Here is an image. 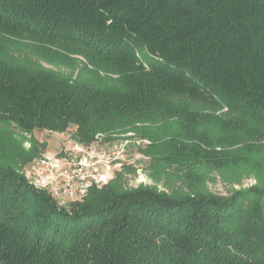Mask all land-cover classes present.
<instances>
[{
    "label": "trees",
    "instance_id": "obj_1",
    "mask_svg": "<svg viewBox=\"0 0 264 264\" xmlns=\"http://www.w3.org/2000/svg\"><path fill=\"white\" fill-rule=\"evenodd\" d=\"M150 126L161 164L255 184L63 207L19 174L20 134ZM0 264H264V0H0Z\"/></svg>",
    "mask_w": 264,
    "mask_h": 264
},
{
    "label": "built area",
    "instance_id": "obj_2",
    "mask_svg": "<svg viewBox=\"0 0 264 264\" xmlns=\"http://www.w3.org/2000/svg\"><path fill=\"white\" fill-rule=\"evenodd\" d=\"M62 142L58 151L28 164L24 172L28 183L46 192L59 206L81 202L91 188H102L114 179L135 154L150 145L147 138L132 132L126 134L98 133L86 145L60 133Z\"/></svg>",
    "mask_w": 264,
    "mask_h": 264
},
{
    "label": "rangeland",
    "instance_id": "obj_3",
    "mask_svg": "<svg viewBox=\"0 0 264 264\" xmlns=\"http://www.w3.org/2000/svg\"><path fill=\"white\" fill-rule=\"evenodd\" d=\"M139 130L143 131L144 129L143 127H140ZM170 130L171 129H169L167 126L146 127V132H149L153 139L150 140L149 138H147L150 141V145L146 146L140 151V154L143 158L136 159L135 154H133L131 157L129 156V159H132V162L130 164H125L120 172L116 173L114 179L110 182L116 184L117 186H120V188L124 190H134L140 187H146L155 188L159 192L164 191V193H179L182 191L186 192L188 191V189L196 188L199 191H208L213 195L219 196H227L234 190L246 188L250 185L255 184L250 171L247 169L234 168V170L229 169L223 172H207L204 170L200 171V169L193 170L192 168L186 169L180 167H172L168 164H161L157 160V158H155V156H153L152 154L146 155L143 152V150L146 151V149L151 146L153 142L155 143V145H157L158 141L165 140ZM126 133L128 132H124L121 134ZM136 134L137 133H135V135ZM69 135L73 140L82 145H86L89 143L79 142L78 140L74 139L71 134ZM137 136L138 138L141 137L138 134L136 135V137ZM61 137L62 136L60 133L36 131L29 135L20 134L19 137H17V140H21V149L25 153L31 150V145L33 142L34 144H36L37 154L32 157L30 161L33 162L34 160L40 159L41 157L45 156L47 152L54 153L58 151L62 142ZM154 155L158 156V154L155 153ZM19 160L17 159L15 163L18 164ZM30 162H27V164L21 165L19 167V174L24 176V172L27 170L28 164Z\"/></svg>",
    "mask_w": 264,
    "mask_h": 264
}]
</instances>
